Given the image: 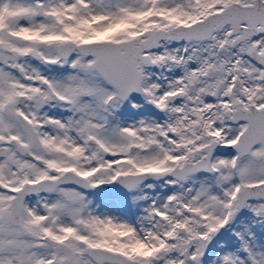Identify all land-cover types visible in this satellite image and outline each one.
Here are the masks:
<instances>
[{"label": "snow or ice", "instance_id": "snow-or-ice-1", "mask_svg": "<svg viewBox=\"0 0 264 264\" xmlns=\"http://www.w3.org/2000/svg\"><path fill=\"white\" fill-rule=\"evenodd\" d=\"M0 264H264V0H0Z\"/></svg>", "mask_w": 264, "mask_h": 264}]
</instances>
